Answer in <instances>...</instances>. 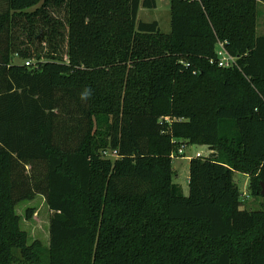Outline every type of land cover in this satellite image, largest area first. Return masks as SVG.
Returning a JSON list of instances; mask_svg holds the SVG:
<instances>
[{
	"label": "trees",
	"instance_id": "obj_1",
	"mask_svg": "<svg viewBox=\"0 0 264 264\" xmlns=\"http://www.w3.org/2000/svg\"><path fill=\"white\" fill-rule=\"evenodd\" d=\"M1 1L0 264H264V209L233 179L262 195L264 0H170L167 34L137 20L156 0ZM182 143L211 150L187 195ZM36 195L47 247L15 211Z\"/></svg>",
	"mask_w": 264,
	"mask_h": 264
},
{
	"label": "rangeland",
	"instance_id": "obj_2",
	"mask_svg": "<svg viewBox=\"0 0 264 264\" xmlns=\"http://www.w3.org/2000/svg\"><path fill=\"white\" fill-rule=\"evenodd\" d=\"M157 8L148 9L140 8L138 13V21L157 20L159 28L163 33L170 32V0H159ZM2 1L0 0V10H2ZM259 17L257 20V34L264 35V1L259 3ZM14 61H19L17 57ZM182 155H173L172 170L173 181L181 188L184 195L188 194V163L189 159L195 157L196 154L204 156L207 152L206 145L186 144L183 146ZM29 167L27 166L26 169ZM233 179L241 194L242 205L248 210L264 209V195L253 196L250 194L248 184V176L241 172H234ZM262 191V190H261ZM15 211L19 216V225L22 230L27 233L28 241L38 240L45 247L49 244V218L51 212L41 195H36L31 200L19 202Z\"/></svg>",
	"mask_w": 264,
	"mask_h": 264
},
{
	"label": "built area",
	"instance_id": "obj_3",
	"mask_svg": "<svg viewBox=\"0 0 264 264\" xmlns=\"http://www.w3.org/2000/svg\"><path fill=\"white\" fill-rule=\"evenodd\" d=\"M217 57H218V65L220 67H230L233 65L234 63V59L233 57H231L227 51L225 50V47H224V43L222 42H219L218 45H217ZM30 61H26L25 62V65H28ZM186 145L185 143H182L179 147H178V150H177V153H173L172 156L174 154L176 155H182L184 152H183V146ZM211 152V151H210ZM196 156H202L200 154H196ZM205 156V155H204Z\"/></svg>",
	"mask_w": 264,
	"mask_h": 264
},
{
	"label": "crops",
	"instance_id": "obj_4",
	"mask_svg": "<svg viewBox=\"0 0 264 264\" xmlns=\"http://www.w3.org/2000/svg\"><path fill=\"white\" fill-rule=\"evenodd\" d=\"M157 1V6H156V8L158 7V5H159V0H156ZM261 3V2H260ZM140 8H143V7H140ZM140 8H139V11H140ZM143 10H145V8H143ZM139 11H138V13H139ZM152 21H156L157 23H158V21L157 20H152ZM152 21H150V22H152ZM143 22H147V21H143ZM158 26H159V23H158ZM160 29V28H159ZM210 149H209V147L207 146V152H206V154L205 155H208L209 153H210Z\"/></svg>",
	"mask_w": 264,
	"mask_h": 264
},
{
	"label": "water",
	"instance_id": "obj_5",
	"mask_svg": "<svg viewBox=\"0 0 264 264\" xmlns=\"http://www.w3.org/2000/svg\"><path fill=\"white\" fill-rule=\"evenodd\" d=\"M261 194L264 195V185L262 184V191Z\"/></svg>",
	"mask_w": 264,
	"mask_h": 264
}]
</instances>
